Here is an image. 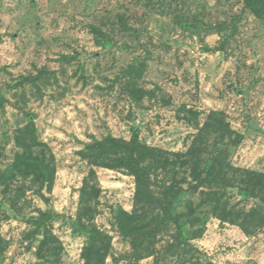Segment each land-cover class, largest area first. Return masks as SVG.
<instances>
[{
	"label": "rangeland",
	"instance_id": "rangeland-1",
	"mask_svg": "<svg viewBox=\"0 0 264 264\" xmlns=\"http://www.w3.org/2000/svg\"><path fill=\"white\" fill-rule=\"evenodd\" d=\"M211 111L243 135L232 164L264 173V16L249 13L242 0H0V167L10 171L14 133L29 119L56 165L48 204L28 191L20 215L0 206V264H83L87 236L73 222L91 168L99 188L93 222L112 236L106 264H192L182 251L171 253L172 225L152 256L134 260L112 213L133 211L134 178L92 167L80 152L108 136L129 140L133 130L149 146L186 152L196 135L205 137L200 128ZM206 145L210 138L197 147ZM162 177L160 169L153 184ZM228 194L231 205L264 211L258 199ZM188 197L199 202L181 194L177 211ZM39 209L53 214L58 260L39 256L41 235H30ZM190 242L203 264H264V228L245 235L210 217Z\"/></svg>",
	"mask_w": 264,
	"mask_h": 264
},
{
	"label": "trees",
	"instance_id": "trees-1",
	"mask_svg": "<svg viewBox=\"0 0 264 264\" xmlns=\"http://www.w3.org/2000/svg\"><path fill=\"white\" fill-rule=\"evenodd\" d=\"M242 3L252 15L264 16V0H242ZM121 26L116 24L122 30L125 28L123 21ZM126 31L137 36L141 30L126 26ZM146 66V62L142 63L138 73L141 74ZM131 71L125 72L126 75ZM200 131L205 137L196 135L189 149L182 153L167 152L143 143L138 130H133L129 140L113 136L93 140L80 152L92 167L122 169L133 176V211L118 207L112 213L116 231L130 243L134 260L152 256L156 252L158 235L167 232L170 225L174 228L169 244L171 253L182 251L181 257L189 256L194 260L192 264H203L190 241L202 236L210 217L217 218L221 225L238 226L245 235L264 228L261 208L245 210L231 205L228 199V190L235 189L242 198L264 202V173L236 167L231 161L243 135L231 127L221 111H211ZM209 138L211 145L200 150L197 146ZM14 142L18 151L10 171L0 167V206L6 205L17 216L22 212L21 200L28 191L44 205L50 202L56 165L47 144L38 137L33 119L17 128ZM160 169L162 180L154 185L153 176ZM178 175L181 176L179 180ZM94 178L95 170L91 168L80 187L79 212L73 225L87 236L81 252L83 264H106L112 251V236L93 222L99 195V188L92 182ZM185 193L198 195L199 202L195 204L192 197H188L183 209L177 211L175 202ZM199 210L204 214L198 213ZM37 211L38 214L31 217L33 230L30 233L33 237L41 235L36 251L41 257L58 260L60 246L51 230L53 214L47 209Z\"/></svg>",
	"mask_w": 264,
	"mask_h": 264
}]
</instances>
